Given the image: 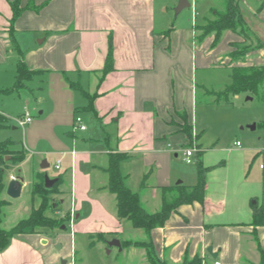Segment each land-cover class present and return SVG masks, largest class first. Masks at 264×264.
Wrapping results in <instances>:
<instances>
[{
  "label": "crops",
  "instance_id": "1",
  "mask_svg": "<svg viewBox=\"0 0 264 264\" xmlns=\"http://www.w3.org/2000/svg\"><path fill=\"white\" fill-rule=\"evenodd\" d=\"M12 1L0 0V112L12 118L7 101L21 92L23 111L16 122L26 110L34 119L19 124L20 149L10 145L20 152L13 164L19 169L6 173L7 186L20 178L22 194L27 191L33 200L34 186L45 185L46 176L61 178L60 185L68 181L69 188L55 183L47 213L66 217L65 228L14 236L0 252V264H150L144 248L122 243L146 241L149 235L117 215L116 196L106 187L109 155L115 152L129 154L121 173L150 213L161 209L163 188L198 183V160L207 168L204 202L179 205L163 227L151 232L161 260L182 264L188 255L200 256L205 264H260L264 141L224 143L206 138L196 124L200 88L221 90L231 83L234 68L264 65V0H238L253 44L240 58L232 53L244 38L232 30L216 45L214 34L198 39V28L214 18L215 0H189L191 27L186 14L171 25L160 22L161 28L159 0H20L25 9L11 28ZM110 39L113 62L105 72ZM21 61L31 72L16 88ZM218 73L224 85L213 87ZM182 112L197 148L193 172L184 164V149L191 145ZM77 117L86 129L78 127ZM53 166L59 172L50 176ZM7 186L1 197L9 201ZM255 205L263 209L259 225ZM114 238L123 246L110 248L108 253L116 249L117 256L109 261L103 254Z\"/></svg>",
  "mask_w": 264,
  "mask_h": 264
},
{
  "label": "trees",
  "instance_id": "2",
  "mask_svg": "<svg viewBox=\"0 0 264 264\" xmlns=\"http://www.w3.org/2000/svg\"><path fill=\"white\" fill-rule=\"evenodd\" d=\"M222 8H214V18L207 24L199 27L200 34L198 39L202 40L210 34H214V44L216 45L223 33L226 30H232L240 34L244 38V42L237 46L236 51L232 53L234 58H240L246 54L253 46L251 43V35L247 26L240 16V6L238 0H220ZM20 0H13L11 6L13 9V17L11 19V28L15 21L25 9L21 7ZM31 6L30 3L27 7ZM39 9V8H36ZM113 62V42L110 39V49L107 57V62L104 71H108L112 67ZM30 70L27 65L21 61L17 69V83L16 88H19L23 81L30 75ZM231 83L228 84L221 92L211 91L218 97V100L227 99L229 94H238L240 92H247L255 97L264 100V65L250 66V67H236L232 70ZM217 100V99H216ZM89 109L92 105L87 106ZM183 125V130L187 133L189 143L193 146L192 126L188 122L187 114L182 112L180 114ZM9 117L0 112V128L7 125ZM264 127V120L260 124ZM10 141H0V252L6 249L11 239L19 234L35 233L39 229L44 228L55 230L60 228L66 222V217L54 218L48 216L45 212L49 208L47 203L50 204V194L57 191V185L61 182L58 178L56 184L52 188H46L45 185L36 184L33 188V194H40L42 203L36 209L32 210V214L20 220L11 229H5L2 226L4 208L9 205V201L3 199L1 195L7 186V170L11 165L16 164L18 161V151L10 148ZM129 154L125 152H115L109 155V165L106 169L108 174V190L115 194L117 202V215L120 219H127L134 227L143 228L149 238L146 241H124V246L134 245L144 248L146 251L147 260L150 264H169L168 261L161 260L155 251L150 234L153 229L163 227L170 217L171 213L183 203H190L193 201L204 202L205 198V173L207 168H204L202 162L198 160L199 164V181L196 185L187 186L179 184L176 186H168L163 188L162 207L155 213L148 212L142 205L140 195L138 192L133 191L125 184V176L121 173L120 164L127 159ZM52 205L50 204V208ZM254 222L255 225L263 223V209L254 206ZM260 251V264H264V250L259 244ZM122 245V246H123ZM182 264H205L200 256L190 258L185 256Z\"/></svg>",
  "mask_w": 264,
  "mask_h": 264
},
{
  "label": "rangeland",
  "instance_id": "3",
  "mask_svg": "<svg viewBox=\"0 0 264 264\" xmlns=\"http://www.w3.org/2000/svg\"><path fill=\"white\" fill-rule=\"evenodd\" d=\"M159 1L160 4L158 6V28L162 27V23L160 22L169 21L171 25L172 23L184 20L186 14H189L188 19L190 23L189 25L191 27V22L193 20V16L191 13L192 11H187V9H185V13H183L180 17H176L173 0ZM215 5L217 8H222L220 0H215ZM217 77L218 78L216 79L213 87L217 85H224L221 78L223 77V74L218 73ZM222 90H224V88L218 91H214L215 93H218ZM210 93H206L205 90L201 88L198 93L197 101L199 105V114L196 127L200 133H205L206 138L209 139L216 136L215 139H219V141L224 143H230L231 141L239 140L241 143H243L244 146L253 145L259 140H261V142L264 141V127L260 125L264 120L263 99L255 97L247 92H240L238 94H229L227 99L222 98L221 100H218V97ZM249 97H252V99H249ZM7 102L8 104L6 105V111L13 117L8 119L6 127L0 129V141H10L13 148L20 149L19 147L23 142V128L20 127L19 124H17L16 118L23 111V93L20 92V95L16 93L14 96L10 97ZM81 115H83L84 117V124H86L85 121L90 123L84 111L81 112ZM256 123V129H251L250 126ZM14 127H16V129ZM184 162L188 171L193 172L197 168V165L194 161L190 164L186 161ZM18 169L19 167L17 165H12L7 173L9 174L10 172H18ZM25 169H27L26 166ZM58 172L59 170H56L53 166V170H51L50 168L49 175L51 176L53 174L54 176ZM61 185H58L59 188H62L64 190L65 188H69L68 181H66L65 185ZM39 195L40 194L37 193L34 194V200L32 195H28L27 191H25L17 199H13L9 195H5V197L8 198L11 204L4 208L2 222L3 228L11 229L20 220L28 218L32 214V210L38 208L43 201L42 197ZM35 201L37 203H35ZM47 206H49V208L45 213L49 214L50 204L47 203ZM65 206L66 205L64 204V207ZM53 217L56 218L54 214ZM38 229L41 230L43 228ZM57 230L60 231V228H58ZM108 250L109 249H106L105 253L103 254V258L109 261L114 260V258L117 256L116 249H114L112 254H109ZM77 258H79V256H77Z\"/></svg>",
  "mask_w": 264,
  "mask_h": 264
},
{
  "label": "water",
  "instance_id": "4",
  "mask_svg": "<svg viewBox=\"0 0 264 264\" xmlns=\"http://www.w3.org/2000/svg\"><path fill=\"white\" fill-rule=\"evenodd\" d=\"M191 6V3L189 0H179L177 5L175 6V14L176 17L179 16V14L184 10L185 8H188ZM249 99H252V97H249ZM251 129H256V124H253L250 126ZM42 167H45V165L42 164ZM58 178H50L49 176L45 177V187L46 188H52L54 184L56 183ZM23 190V183L20 178H13L9 181L8 186H7V194L13 198L17 199L21 196ZM62 228H65V225H62ZM45 241V240H44ZM108 251H110L111 247H118L120 250H122V244L121 241L117 238H114L112 240L108 241ZM57 248H61V244L57 245ZM208 252L212 254L214 257H216V254H213V248L209 247ZM62 264H66L65 260H62Z\"/></svg>",
  "mask_w": 264,
  "mask_h": 264
},
{
  "label": "built area",
  "instance_id": "5",
  "mask_svg": "<svg viewBox=\"0 0 264 264\" xmlns=\"http://www.w3.org/2000/svg\"><path fill=\"white\" fill-rule=\"evenodd\" d=\"M18 121L21 126H25L33 121V116L28 110H26ZM76 121L80 129L82 130L86 129V126L82 123V119L80 117H77ZM237 145H240V142H237ZM196 152H197V148L195 146H189L185 148L184 149L185 161L187 163H192L194 161ZM56 167L59 168L60 167L59 164H57ZM214 264H220V262L216 261Z\"/></svg>",
  "mask_w": 264,
  "mask_h": 264
}]
</instances>
